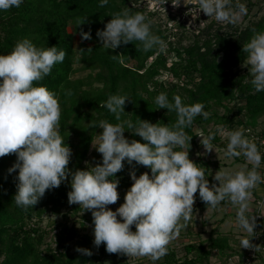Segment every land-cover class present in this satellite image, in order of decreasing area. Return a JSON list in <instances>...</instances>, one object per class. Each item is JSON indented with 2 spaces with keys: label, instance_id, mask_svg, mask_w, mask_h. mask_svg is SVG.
Wrapping results in <instances>:
<instances>
[{
  "label": "trees",
  "instance_id": "obj_1",
  "mask_svg": "<svg viewBox=\"0 0 264 264\" xmlns=\"http://www.w3.org/2000/svg\"><path fill=\"white\" fill-rule=\"evenodd\" d=\"M142 1L108 0L106 5L101 6L99 0H23L19 8L0 12V54L10 53L17 41L23 38L31 39L38 47L56 46L66 53L63 62L55 64L50 74L35 83L46 86L58 97L61 113L58 131L72 149L68 165L72 170L87 167L85 161L92 141L102 131L90 122L104 119L117 123L114 114L102 106L110 94L119 93L129 97L121 119H129L134 124L139 119L169 126L175 124V111L157 109L154 98L160 92H166L170 100L178 94L185 104L203 103L204 111L209 113L208 118L197 115L193 124L185 129L192 136L189 154L196 146L200 131L215 133L212 142L225 149L228 140L222 138V130L242 129L245 135L251 137L246 129L253 128L255 132L259 119L264 117V91H255L248 68L242 67L246 57L243 44L255 32L264 31V15L241 27L222 29L220 22L212 18L201 27L187 30L186 25L177 19V14L170 11L169 18L176 20L175 27H180L182 31H173L168 25L163 28L161 23L150 22L151 31L166 42L164 51L153 48L146 52L142 47H136L138 41L121 44L116 49H104L96 33L104 29L114 13L124 10L130 14L141 12L148 21L159 13L155 9L146 14V8L141 6ZM253 4L249 0L247 10ZM232 6H235V0ZM84 18L85 22L78 25V19ZM203 18L210 17L205 15L199 19ZM81 29H90L92 39L82 40ZM75 38L79 44L75 43ZM184 39L189 42L184 44ZM89 48L92 49L90 52ZM113 55L118 56L114 59ZM133 60L134 64H130ZM84 70L90 71L86 76L74 77ZM166 73L167 78L162 79ZM211 124L213 127L208 130ZM262 124L258 134L264 137V121ZM124 135L130 141L136 139L144 142L129 130ZM253 141L257 143L264 162V144ZM236 159L245 160L243 155ZM15 161V153L0 157V264H104L105 260H108L105 264H129L127 255L108 253L103 243L99 247L93 243L94 235L80 233L74 225L68 224V215H76L82 210L86 212L81 215L82 226L85 227L84 220L93 221L90 210L68 203L70 176L60 186L46 190L33 207L24 209L17 206L14 195L18 169L13 173L7 171ZM133 167L137 176L145 171L150 174L146 166L124 162V168L116 174L121 204L133 183L130 177ZM196 204H200L202 209L207 207L201 199ZM48 213L66 219L61 224L52 220L53 229L61 228L53 235L55 246L47 242L50 231L42 225ZM256 213H261L257 205L248 212L250 216ZM260 221V218L256 220L257 223ZM258 234L256 248H260V252L253 259L257 261L259 258L261 263L258 264H264V227ZM209 239V247L204 241L186 243L183 256H178L177 251L168 245L167 254L157 262L210 264L213 249L220 251V258L228 260L233 257V253H227L228 235ZM250 239L253 240V236ZM77 246L88 248L93 254L88 256L77 252ZM248 251L240 253L239 264L246 260Z\"/></svg>",
  "mask_w": 264,
  "mask_h": 264
},
{
  "label": "clouds",
  "instance_id": "obj_2",
  "mask_svg": "<svg viewBox=\"0 0 264 264\" xmlns=\"http://www.w3.org/2000/svg\"><path fill=\"white\" fill-rule=\"evenodd\" d=\"M99 2L103 6L108 0ZM167 2L161 0L163 6ZM22 3L23 0H0V12L19 8ZM181 3L188 5L186 0H171L176 7ZM232 5L233 0H194V7L188 12L194 19L202 11L217 22L236 24L247 13V7L240 0H235L234 7ZM85 20L78 19L77 24ZM80 35L82 40L92 39L90 29H81ZM96 35L104 49H116L134 41L139 42L136 47L146 52L166 48V42L151 31L150 21L141 12L114 13ZM243 52L246 57L242 67L248 68L251 84L255 91H264V31L255 32L243 44ZM65 55L63 49L38 47L29 38L17 41L10 53L0 54V157L10 153L16 155V161L7 169L8 173L18 169L15 204L24 209L33 207L46 190L60 186L70 176L68 203L91 211L93 243L97 247L103 243L108 253L148 257L155 264L167 254L169 243L179 235L184 226L181 220L184 224L190 221L196 199L194 194L198 191L207 210L216 208L221 201L236 206L235 223L248 234L240 237V246L259 253L260 248H254L249 238L257 228V217L248 212L252 189L264 182V176L258 171L262 153L242 129L228 131L224 156L243 155L247 162L244 168L247 164H251V168L234 172L219 168L213 177L218 184L209 186L205 169L189 158L192 136L185 131L197 115L208 118L203 103L185 104L178 94L170 100L166 92H160L154 98L157 109L175 111V124L169 126L143 119L134 124L129 119H121L129 97L110 94L102 106L114 114L117 123L104 119L90 122L93 127L102 129L92 141L95 150L102 154V163L93 166L85 161L87 167L84 169L68 167L72 149L58 131L61 114L58 97L46 86L35 83L50 74L55 64L63 62ZM126 130L140 136L144 142L130 141L124 135ZM198 136L202 137L200 143L206 150L198 155L216 151L212 144L215 133ZM125 161L129 165L135 162L146 166L150 174L145 171L137 176L133 167L130 170L133 183L124 202L112 210L108 205L119 198L116 174L124 168ZM76 251L88 256L93 254L90 249L79 246Z\"/></svg>",
  "mask_w": 264,
  "mask_h": 264
},
{
  "label": "rangeland",
  "instance_id": "obj_3",
  "mask_svg": "<svg viewBox=\"0 0 264 264\" xmlns=\"http://www.w3.org/2000/svg\"><path fill=\"white\" fill-rule=\"evenodd\" d=\"M248 1L249 0H244L242 1V3L246 5ZM250 1H252L254 4L252 8L250 10H247V13L241 17L240 21L236 24L219 23L222 26V29H230L233 26L241 27V26L246 25L249 21L257 20L261 16H263L264 15V0H250ZM186 2L188 3V5L181 3L179 7H176L171 4V0H168L167 2L168 4H165L164 6L161 3V0H143L141 3V6H144L146 8L145 10L146 14L149 13L150 11H153L154 9L160 8L159 13L154 14L149 21L153 23H161L163 28H165V26L168 25L169 27H171L173 31H182V30L180 27H175L176 20L169 18L168 11L169 12L172 11L176 13L177 19H179L186 25L187 30H192V29L198 28L199 26L201 27L205 23H207L210 19H212V17H210L209 19L207 18H203L202 20L199 19L202 16L205 17L206 15L202 11L200 12L199 16L194 19L193 16L188 12V9L194 7V0H186ZM159 5H161V7H159ZM164 7L166 11L164 10ZM202 21L203 23L201 24ZM182 42L184 44H187L189 40L184 39ZM75 43L79 44V40L77 38H75ZM134 62L135 61L133 60L130 62V64H134ZM89 71L90 70L79 71L74 75V77L86 76ZM167 76L168 74L166 73V74H163L161 78L166 79ZM263 121H264V117L259 119V125L256 128V131L261 129V126L263 125L262 124ZM212 127L213 125L211 124L207 128L209 130ZM227 132L228 130L226 129L220 132L222 138L227 139V136H226ZM199 135L206 136L208 134H207V131L206 132L200 131ZM245 136L251 139L250 135H245ZM201 139L202 137L197 136L196 146L192 154H189V158L193 160L195 163H197L198 167L205 169V176L209 181V186H211L213 183L218 184V181H214L213 177L215 175V172L218 171L219 168L230 171V172H234V171H238L244 168V165L247 163L246 160L239 161L236 159V157H233V158L225 157L223 154L225 149L218 147L213 142L212 144L214 148L216 149V151L213 149L210 152H208L207 155H198V153H204L206 151L200 143ZM185 150H188L187 147L185 148ZM86 161L90 162L93 166H95L97 163H102V154L97 152L95 148L92 146ZM247 168H251V164H247ZM247 168H244V170L246 171ZM258 171L261 173L262 176H264V162L263 161H261V166L258 169ZM260 184L257 186V189L258 187L259 189L261 188ZM252 193H253L252 199L249 202V211L258 204L257 202H255L257 201V199H255L254 201V198H255L254 189H252ZM194 195L196 196V199L193 205L192 217L187 224H184V222L181 220V224L184 226L180 228L179 235L175 239H173L169 243V245L177 251L178 256H183L185 253L184 245L186 243L204 241L205 245L209 247L210 240H211L209 239L210 237L212 236L215 237L218 235L221 236L223 234L228 235L229 248H227V253H233L234 254L233 257L231 259L225 260L222 257L220 258V256L222 255L220 254V251L218 249H213L209 263L210 264H239L240 253L242 251H248V249L241 248L239 240L241 236L248 235V234L245 233L242 229H240L235 223L236 206H233L228 201H221L220 205L217 206L216 208L209 207L207 210V207H206L202 209L200 207V204L199 205L196 204L198 199H200L198 192ZM262 195L263 194L260 195L259 199H262ZM120 205H121V201H120V198H118V200L115 203L108 205V207L111 208L112 210H115ZM63 211H66V209H64ZM85 213L86 212L82 210V211H79L76 215H72V214L68 215V218H67L68 224L74 225L80 231V233L87 232V233L94 235L93 234L94 225L91 222L84 220L83 223L85 227L82 226L81 220L83 218L81 217V215ZM260 214H261V217H260L261 221L258 222V228H259L258 233L264 227V203L262 206V213ZM52 220H55L56 223L59 221L61 224L62 222L66 221V219L62 217L61 215L55 216L49 213L46 214L43 218L42 225L47 227V229H49L50 231V233L47 236V242L55 246L53 235L57 231H59L61 228L59 226V228L53 229ZM132 230L135 231V225L132 226ZM258 233H256L254 230V232L250 235V237L253 236V239H254L255 236H259ZM45 245L46 244H44V246ZM256 254L257 253H255V255ZM248 255L249 257L255 258V256L250 254L249 251H248ZM118 257H120V255ZM127 261L129 264H153V262L148 257H128L127 256ZM105 263H108V260H105ZM258 263H261V259L259 260V258L257 259V261H255V259L250 260V264H258ZM155 264H162V263L156 261Z\"/></svg>",
  "mask_w": 264,
  "mask_h": 264
},
{
  "label": "built area",
  "instance_id": "obj_4",
  "mask_svg": "<svg viewBox=\"0 0 264 264\" xmlns=\"http://www.w3.org/2000/svg\"><path fill=\"white\" fill-rule=\"evenodd\" d=\"M159 7H161V5H159ZM160 9V8H159ZM260 130H258V131H255V132H253L252 131V129H246V132L247 133H251V140H257V141H259L260 142V144L261 145H263L264 144V137H262L260 134H258V132H259ZM257 206H258V209L260 210V212L262 213V206H263V203H264V193H263V195H262V199H259L258 201H257ZM255 217H257V219L258 218H260L261 217V214L260 213H256L255 214ZM256 229H255V232L256 233H258V230H259V228H258V223L256 222ZM257 238H258V236H255L254 237V239H253V241H252V243H253V246H254V248H256V240H257ZM249 253L250 254H252L253 256H255V253L256 252H254V251H252V250H249ZM251 259H253V257H249V255H248V257L246 258V260L243 262V264H250V260Z\"/></svg>",
  "mask_w": 264,
  "mask_h": 264
},
{
  "label": "crops",
  "instance_id": "obj_5",
  "mask_svg": "<svg viewBox=\"0 0 264 264\" xmlns=\"http://www.w3.org/2000/svg\"><path fill=\"white\" fill-rule=\"evenodd\" d=\"M261 188L259 189V187H258V189H257V187H255L254 188V201H255V199H258L259 197H260V195L261 194H263L264 193V182H262L261 184ZM263 191V192H262ZM260 192H262V193H260ZM256 202V201H255ZM255 204V203H254ZM255 209V206H254V208H252L250 211H252V210H254Z\"/></svg>",
  "mask_w": 264,
  "mask_h": 264
}]
</instances>
